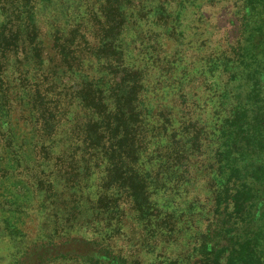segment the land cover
Here are the masks:
<instances>
[{"label": "rangeland", "instance_id": "rangeland-1", "mask_svg": "<svg viewBox=\"0 0 264 264\" xmlns=\"http://www.w3.org/2000/svg\"><path fill=\"white\" fill-rule=\"evenodd\" d=\"M131 1L117 43L140 76L143 147L121 155L74 150L72 127L87 115L65 101L72 111L63 122L68 133H60L56 149H37L34 122L15 102L10 130L18 145L7 146L8 126L0 123V264H15L35 243L65 237L95 240L132 264H193L197 258L217 191L218 135L225 116L219 57L241 37V1ZM105 14L104 0H52L38 19L46 36L48 27L77 25L83 35L75 37L79 45L71 56L82 60L78 72L98 77L91 48L104 34ZM5 16L0 9V48L13 40ZM49 45L51 38L47 52ZM17 58L14 52L0 54L11 82L19 75ZM246 84L241 81L242 104ZM12 86L16 95L21 88L16 81ZM64 91L69 95L68 87Z\"/></svg>", "mask_w": 264, "mask_h": 264}, {"label": "trees", "instance_id": "trees-1", "mask_svg": "<svg viewBox=\"0 0 264 264\" xmlns=\"http://www.w3.org/2000/svg\"><path fill=\"white\" fill-rule=\"evenodd\" d=\"M240 1L242 13L237 21L241 37L219 57L220 70L225 74L219 95L225 116L218 135L213 215L193 264H264V0ZM131 2L104 0L108 11L104 34L96 48H91L95 70L100 74L97 77L78 72L82 60L71 56V50L76 52L79 45L75 37L83 35L77 34V25L48 27L47 36L41 31L39 14L49 11L52 0H0V9L6 12L5 26L14 29L13 40L4 43L0 54L14 52L18 56L14 72L19 75L12 82L21 88L13 93L0 60V123L8 126V147L17 144L10 130L15 102L26 107L34 122L37 149L58 147L57 137L68 133L63 122L71 119L72 105L87 115L83 124L72 127L74 150L121 155L143 147L140 76L127 65L117 43L124 7ZM47 38H51L49 52ZM65 74L69 76L62 78ZM242 80H247L245 104L241 103ZM71 81L75 86H69ZM65 87L70 89L69 95ZM65 101L69 102L68 109ZM56 260L132 264L95 240L82 237L35 243L15 264H51Z\"/></svg>", "mask_w": 264, "mask_h": 264}]
</instances>
